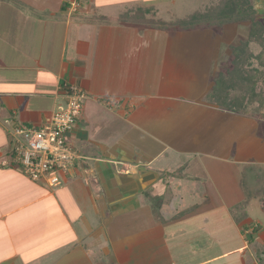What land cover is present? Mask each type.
<instances>
[{"label": "crops", "instance_id": "0c3cea01", "mask_svg": "<svg viewBox=\"0 0 264 264\" xmlns=\"http://www.w3.org/2000/svg\"><path fill=\"white\" fill-rule=\"evenodd\" d=\"M72 1L0 0V264H247L264 228L235 217L212 168L264 165V138L255 115L207 100L218 52L151 50L181 31L119 16L154 4ZM71 83L86 93L79 159L51 187L2 161L13 128L48 120ZM201 191L220 203H192Z\"/></svg>", "mask_w": 264, "mask_h": 264}, {"label": "rangeland", "instance_id": "374dc122", "mask_svg": "<svg viewBox=\"0 0 264 264\" xmlns=\"http://www.w3.org/2000/svg\"><path fill=\"white\" fill-rule=\"evenodd\" d=\"M203 1L204 0H140L143 5H156L155 7L158 9L159 16L157 19L163 21L170 20L169 16L172 13H174L177 17H184L188 13L197 9ZM248 2L252 5L257 14L256 19L264 25V0H248ZM179 31H181V35L178 33L176 38L170 37L168 41H165L160 33L161 36L158 37L160 40H156L158 46L156 47L154 45L151 50H165V42H167L166 50H205V57L203 56L204 59H209V57H207V55H209V51L207 50H216L219 56V62L216 67L217 71L215 73L216 75L230 63L231 50L234 46L241 45V50H249L250 46L253 55L250 58L248 67H252V69L254 68L257 73L254 72L255 76L254 74L250 75L248 73V67L244 68L243 74L246 75V77L243 80L248 81V76L251 80H256L255 89L247 91L246 96H251L252 98L259 96L260 98L259 102H248L247 106L250 108L249 113L254 114V106L264 105V55H262V53H258L260 50H264V38L263 34H257V37L256 35L252 36L255 29L253 30L252 28L251 30L250 20L226 22L222 23L221 26L212 28L177 30L176 32ZM256 33H258V31H256ZM250 38H256V41H260L262 44L251 43L249 41ZM245 40H247L248 44H250L247 45V47H242V43L245 42ZM240 93H242V91H240ZM256 117L253 116L251 118L257 121L258 119H256ZM262 126H264V124ZM259 128L260 127L257 125L254 130L260 137L262 133ZM262 138H264V135ZM212 169L217 175L214 179L216 181L215 183L220 188V191L222 192L221 195H224V201L232 208L235 217L237 219L250 217L255 220L256 225L257 223H260V226L264 228V205L262 204V201L264 200V165L254 164L250 167L242 166L239 171H236L235 167H231L225 163H218L217 165H214ZM204 180L206 183L207 177H205ZM207 187L208 190H211L210 184L209 186L207 185ZM203 193L204 191H201L199 193L200 196H204ZM195 196L197 199H192V203L204 204L207 201L209 204L210 202L211 204L220 203L219 199L211 198V196L207 199L205 196L204 198H200L198 195ZM214 197L217 196L215 195ZM223 230L224 233L227 232L225 231L226 227H223ZM261 238L263 242L257 241L255 238H251L250 235H247L246 240L251 244L249 248L251 251L248 250L242 254L243 258L247 261V264H250V260L255 257L257 258L259 264H264V232L263 237ZM230 241V239H225V242L223 241L221 243L223 245L222 249H229V245L231 243ZM217 246L220 247V245ZM217 250L219 249H213V251ZM251 252L255 255V257ZM234 256L236 255L234 254Z\"/></svg>", "mask_w": 264, "mask_h": 264}, {"label": "trees", "instance_id": "16d2710c", "mask_svg": "<svg viewBox=\"0 0 264 264\" xmlns=\"http://www.w3.org/2000/svg\"><path fill=\"white\" fill-rule=\"evenodd\" d=\"M148 13H150L148 15ZM157 10L153 6L138 7L135 10H127L119 17L123 22L137 23L144 26H155L159 29L167 31L177 30H195L202 28H212L221 26L226 22H238L244 20L251 21L252 36L262 35L264 38V25L256 19L257 14L248 0H204L203 3L191 13L184 17L174 16L168 21H163L156 18ZM258 31V33H256ZM250 33V34H251ZM258 34V35H257ZM251 36V38H252ZM249 39L251 43H259L255 39ZM250 44V43H249ZM248 41L242 43V47H247ZM259 54L264 55V50H260ZM253 55L252 50H241L240 46H234L231 50L230 63L224 67L214 78L213 84L207 94V100L218 105L227 111L235 113H249L250 108L248 102H259V96L252 98L246 96L247 91L255 89L256 80H251L248 76V81H244L246 75L243 74L244 68H247L250 58ZM257 73L252 67H248L250 75ZM264 72V71H263ZM264 74V73H263ZM242 91V93H240ZM254 114L258 124H264V105L254 106ZM253 114V113H252ZM253 114V115H254ZM259 129L264 135V126ZM260 133V132H259ZM260 133V134H261ZM261 136L263 137V135ZM255 230H258L256 228Z\"/></svg>", "mask_w": 264, "mask_h": 264}, {"label": "built area", "instance_id": "2783aa9c", "mask_svg": "<svg viewBox=\"0 0 264 264\" xmlns=\"http://www.w3.org/2000/svg\"><path fill=\"white\" fill-rule=\"evenodd\" d=\"M79 0L71 2L75 12ZM65 103L61 104L39 125H18L13 128V148L4 165L21 167L23 173L34 182L57 186L79 159L75 146L68 141L83 110L85 91L75 84H65Z\"/></svg>", "mask_w": 264, "mask_h": 264}]
</instances>
